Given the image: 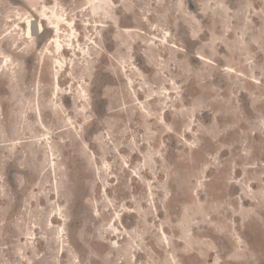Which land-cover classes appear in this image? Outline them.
<instances>
[{
  "label": "rangeland",
  "instance_id": "374dc122",
  "mask_svg": "<svg viewBox=\"0 0 264 264\" xmlns=\"http://www.w3.org/2000/svg\"><path fill=\"white\" fill-rule=\"evenodd\" d=\"M9 1L0 264H264V0Z\"/></svg>",
  "mask_w": 264,
  "mask_h": 264
},
{
  "label": "bare ground",
  "instance_id": "6f19581e",
  "mask_svg": "<svg viewBox=\"0 0 264 264\" xmlns=\"http://www.w3.org/2000/svg\"><path fill=\"white\" fill-rule=\"evenodd\" d=\"M100 3H101V6L103 7V12L105 13H110L111 11H112V9H113V5H114V2L112 1V0H107V4H105L103 1H101V0H98ZM110 4H111V6H110ZM63 14L64 13H62V14H60L59 15V23L61 24H63ZM50 16H47L46 15V17L44 18L45 20H48V18H49ZM33 18H35V16H33L32 14H30L29 16H27L25 19H27V22H26V25H25V29H24V32H25V36H26V38L27 39H32V38H34V33H35V27L33 26V22L32 21H34L35 19H33ZM39 20V19H38ZM37 20V26H38V29L37 30H39L40 31V29H41V22L40 21H38ZM36 22V21H35ZM34 22V23H35ZM58 22V21H57ZM36 25V24H35ZM50 25V30H51V35L48 37V40L47 41H49L50 40V37L51 36H53V40H51V44L53 45V46H55V44L53 43V41H55V40H58V44H59V46H58V48H60V46L61 47H63V49L65 50V49H67V44L65 43V42H67V41H69V36H71L70 35V31L72 30L71 28H68V27H66V29L68 30L67 31V33L64 35V37L61 35V29H59L58 28V24L56 25L55 23H51V24H49ZM48 29V28H47ZM63 32V31H62ZM61 37H62V40H61ZM74 43H70V45H73ZM56 48V47H55ZM57 48V49H58ZM74 51H76V50H74ZM149 65V64H148ZM154 68V71H155V74L157 73L156 72V68L155 67H153ZM21 156V155H20ZM165 236V235H164ZM166 240V239H165ZM62 253H63V250H62Z\"/></svg>",
  "mask_w": 264,
  "mask_h": 264
},
{
  "label": "flooded vegetation",
  "instance_id": "af4514ba",
  "mask_svg": "<svg viewBox=\"0 0 264 264\" xmlns=\"http://www.w3.org/2000/svg\"><path fill=\"white\" fill-rule=\"evenodd\" d=\"M20 1V0H19ZM19 1H16L15 3H12V2H10V4H18L17 2H19ZM21 1H23V0H21ZM20 1V2H21ZM23 3H24V5H25V8H26V11L28 12V14H31V13H33L34 15H35V18H33V19H35L34 21H32L33 22V26L35 27L34 29H35V33H34V36H35V39H34V41H33V43H36V39L38 38V36H40L42 33H44V31H45V28L47 29V27H46V24H44L43 25V30L42 31H39V30H37L38 29V26H37V19H39V16H38V14H37V12L29 5V4H27L25 1H23ZM36 21V22H35ZM35 22V23H34ZM36 24V25H35ZM51 31V30H50Z\"/></svg>",
  "mask_w": 264,
  "mask_h": 264
}]
</instances>
